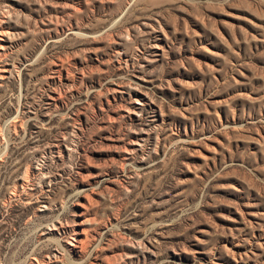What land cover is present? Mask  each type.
Here are the masks:
<instances>
[{
	"label": "rangeland",
	"instance_id": "rangeland-1",
	"mask_svg": "<svg viewBox=\"0 0 264 264\" xmlns=\"http://www.w3.org/2000/svg\"><path fill=\"white\" fill-rule=\"evenodd\" d=\"M0 264H264V0H0Z\"/></svg>",
	"mask_w": 264,
	"mask_h": 264
},
{
	"label": "bare ground",
	"instance_id": "bare-ground-1",
	"mask_svg": "<svg viewBox=\"0 0 264 264\" xmlns=\"http://www.w3.org/2000/svg\"><path fill=\"white\" fill-rule=\"evenodd\" d=\"M81 242H83V241H81ZM79 246H81V248L84 246V242L83 243H81V245H79ZM83 249V248H82ZM85 249V248H84Z\"/></svg>",
	"mask_w": 264,
	"mask_h": 264
}]
</instances>
